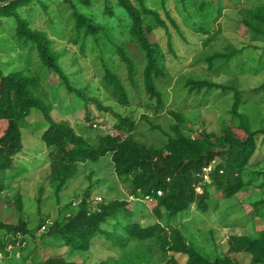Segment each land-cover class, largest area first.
<instances>
[{
	"label": "trees",
	"instance_id": "obj_1",
	"mask_svg": "<svg viewBox=\"0 0 264 264\" xmlns=\"http://www.w3.org/2000/svg\"><path fill=\"white\" fill-rule=\"evenodd\" d=\"M192 1L206 20V25H199L194 31L206 35L210 33L207 25L212 26L221 15L223 7L220 0L217 4L212 0ZM46 2L48 0H15L0 7V21L13 30L12 34L20 47L27 44V55L31 58L30 51L33 49L38 66V71L33 73L28 68L0 73V122H5V128L0 134V253L3 259L9 258L7 245L15 247L18 242L20 251L27 246L28 237L33 232L28 227L27 218L23 216V197L17 190L13 193L12 182L20 174L15 169V158L23 147L21 129L28 128L34 121L41 123L43 120L46 125L41 130L39 128V134H35L34 130L39 125L31 130V134L38 136L45 148L50 184L54 185L53 195L56 199L67 181L77 174L79 164L97 162L107 155L117 177L128 181L132 195L137 198L149 196L152 199L151 211L155 218L154 222L146 225L133 221V213L126 208L125 200H102L93 205L88 188L77 201H69L62 207L61 210L68 212L44 227L46 230L42 231L41 238L45 247L56 249L61 244L67 248L68 255H76L88 252L93 240L102 237L110 241L113 248L120 250L126 249L129 241L152 245L142 246L140 250L133 249L123 258L131 264H150L153 250L164 257L167 264H242L238 255L246 257L247 264H264V169L252 170L250 162L258 147V136L263 135L264 140V127L252 128L237 85L217 83L205 77H189L184 80L182 88L186 89L188 96L203 91L208 94L213 89L232 93L228 108L229 123L222 122L219 135L205 129L194 130L188 126V119L182 111L165 110L164 96L159 85L169 76L166 55L158 43L148 38L152 29L167 28L157 9L148 7L144 0H115L125 17L124 24L119 25L118 29L123 40H119L106 33L108 26L96 22L93 15L83 10V6L91 5V0H62L70 10L69 18L72 20V37L68 40L77 45L82 53L89 41L100 48L98 59L103 62L100 83L118 104L128 105L129 95L118 73L104 61L99 34L105 36L103 45L110 51L108 53L116 55L124 65L130 85H135L136 66H142V88L149 100L146 108L154 115L165 110L171 117L167 130H164L153 124L147 114L140 116L149 123L151 129L159 130L166 138L161 147L149 145L135 137L137 123L134 120L112 112L109 107L102 106L99 100L88 97L81 87L73 84L61 66L59 59L62 55L53 46V40L44 30L31 27L23 11L33 12L37 5L46 10L49 6ZM108 2L105 0L104 12L112 16L114 11ZM180 2L185 4L186 0ZM238 13V22L248 39L264 44V2L253 7L242 6ZM171 22L179 31L175 21ZM220 31L219 26L203 44L212 41ZM131 42L137 45L141 54L138 62L127 52L126 44ZM168 44V52L174 54L173 43L169 41ZM241 52L237 48L214 50L197 57L195 61H204L207 71L213 75L231 72L236 77L233 71L240 64ZM75 59L72 58V61ZM48 72H53L63 81L69 98H73L67 102L74 99L83 101L84 122L89 121L88 124H71L66 118L55 117L53 103L48 100L47 88L51 86L46 83ZM263 87L264 82L257 88ZM90 100L98 109L112 112L116 118L113 123L115 133L91 132L95 127L90 122L86 108ZM72 110L74 112L75 108ZM32 116L34 119H31ZM216 157L221 162L212 166L209 172L210 183L202 185L201 193L196 192L194 186L201 180L202 168L211 164ZM248 186L258 188L262 194L253 205L256 207L254 215L262 221L263 227L253 230L252 234L229 235L226 250L216 252L213 258L204 255L189 242L179 227L163 225L160 221L163 218L162 211L167 219H171L188 210L193 203L201 212H205L211 195L209 187L228 199ZM41 191L42 187L39 193ZM44 221L45 218L39 219L37 231L44 225ZM40 258L39 253L32 249L29 264H74L63 257ZM0 264L7 263H2L0 259Z\"/></svg>",
	"mask_w": 264,
	"mask_h": 264
},
{
	"label": "rangeland",
	"instance_id": "obj_2",
	"mask_svg": "<svg viewBox=\"0 0 264 264\" xmlns=\"http://www.w3.org/2000/svg\"><path fill=\"white\" fill-rule=\"evenodd\" d=\"M214 4L218 0H212ZM264 0H220L222 5L221 15L212 26L209 24L208 34L195 32L199 25H206L205 17L200 14L192 0H186L183 4L180 0H144L148 7L159 11L161 18L165 21L167 28L156 27L149 33V40L158 43L165 51V63L169 71L168 79L162 82L159 87L164 96L166 109L182 111L187 119L188 126L194 130L205 129L216 134L221 133L222 122L229 123L228 108L232 101V93L213 89L208 94L204 91L200 94L186 95L183 82L189 77H205L217 83H230L237 85L244 100V110L248 114L252 128L264 127V87L257 88L264 82V44L251 42L245 35V30L241 28L238 18L240 7H253ZM46 10L38 5L33 12L26 10L23 15L30 22L31 27L44 30L53 40V46L62 55L60 63L64 71L69 75L73 84L81 87L88 97L99 100L104 107H109L112 112L122 116H128L137 123L135 137L154 147H161L165 142V136L157 129H151L146 120L140 118L142 114H147L153 124L167 130L168 121L171 118L165 110L154 115L146 107L149 102L147 95L143 92L140 77L141 65L136 66L135 85H130L126 79V69L114 54H109L108 48L103 45L105 36L99 34V42L103 47V58L105 63L113 68L126 86L129 95V104L122 106L118 104L108 93L105 92L100 83L103 62L98 59L100 48L93 46L89 41L86 50L82 53L80 48L72 43L68 38L72 37V20L69 18L70 10L62 3V0H48ZM90 6H83V10L88 15H93L98 23L109 27L106 30L113 38L123 40V35L118 33L119 25L124 24V12L119 9L115 0H109L108 6L112 7L114 14L111 16L104 12L105 0H91ZM28 9V7H27ZM165 11H168L166 13ZM171 20L178 26L179 32ZM10 23V22H9ZM8 23V24H9ZM220 26V33L208 44L204 45V40L209 37ZM115 27V28H114ZM13 30L6 23L0 21V73H7L15 69L28 68L31 72H37L38 66L33 49L30 51L31 57L27 55V44L23 47L18 45L17 39L12 34ZM173 43L174 54L168 52V42ZM118 42V40L116 41ZM256 45V47H253ZM226 48L241 49L239 66L233 73H219L213 75L207 71V64L204 61H195L199 56L211 53L214 50L225 51ZM127 52L138 62L140 55L135 43L126 44ZM251 52V53H249ZM85 54V55H84ZM72 58H76L72 61ZM261 58V62H259ZM48 100L53 103V113L57 118H66L71 124L86 125L84 122L83 101L69 98L63 81L53 72L47 73ZM45 80V79H44ZM236 82V83H235ZM71 95V94H70ZM63 99V100H62ZM72 108H75L74 112ZM90 122L95 127L94 132L115 133L113 123L116 118L110 110H100L91 100L87 103ZM37 118V117H36ZM34 119V116L31 117ZM97 124V125H96ZM34 129L35 134H39L41 128L46 123L34 121L28 128L21 129L22 149L17 153L15 169L20 174L12 182L13 193L17 191L23 197L24 214L27 218L28 227L33 231L28 237L27 246L18 250L16 246L7 245L8 257L1 262L7 264H29L32 249L40 255V260L46 258L63 257L71 260L74 264H131L124 260L133 249L152 247L150 244H141L133 241L128 242L124 250L113 248L110 241L102 237L96 238L92 246L86 253H75L68 255L67 248L59 245L54 248L45 247L42 244L41 234L45 229L37 231L39 219L45 218L43 226L48 225L56 217L68 211L61 210L69 201H77L86 189H90V201L96 197L101 201L112 199L125 200L126 208L132 211V220L142 225L154 222L155 218L151 211L152 199L135 198L131 199V190L128 181L123 180L115 174L109 156L101 157L97 162L89 164H79L77 174L67 181L62 187L58 199L53 195L54 185H51V175H49V164L46 162V151L39 137L31 134ZM5 128V122H0V134ZM40 128V130H39ZM263 135L258 136V147L250 162L252 170L264 169V140ZM221 162L218 157L211 163L215 165ZM24 169L25 171H21ZM210 183V180L207 184ZM42 191L40 192V188ZM211 192L208 200V208L201 212L196 203L171 219L162 211L163 218L160 220L163 225H174L179 227L185 238L193 243L204 255L213 258L216 252L222 253L226 250V240L231 234L244 235L252 234L253 230H260L263 227L262 221L256 217L253 203L262 197L258 188L248 186L247 189L239 191L232 198H223L221 193L209 187ZM9 195H12L9 193ZM38 199L40 202L38 203ZM97 200L93 202L95 205ZM151 201V202H150ZM100 202V201H99ZM15 220V217L12 216ZM41 231V232H40ZM46 240V239H45ZM152 251V250H151ZM152 251L150 264H167L161 255ZM28 262H25V259ZM124 258V259H123ZM242 264H247L246 257L238 255ZM143 263H147L142 260ZM139 263V262H138Z\"/></svg>",
	"mask_w": 264,
	"mask_h": 264
},
{
	"label": "built area",
	"instance_id": "obj_3",
	"mask_svg": "<svg viewBox=\"0 0 264 264\" xmlns=\"http://www.w3.org/2000/svg\"><path fill=\"white\" fill-rule=\"evenodd\" d=\"M212 164H209L207 166H204L202 168V171H201V180L199 183H197L194 187H195V191L198 192V193H201L202 192V185L203 184H206L209 182V172L211 171L212 169ZM221 172V171H220ZM160 193V192H158ZM131 199H135L136 197L134 195H130ZM145 199H151L149 196H144ZM95 200H97L96 202H99L101 201V198L100 197H96ZM93 200V202L95 201ZM45 226H42L41 228L44 229ZM2 256V253H0V257Z\"/></svg>",
	"mask_w": 264,
	"mask_h": 264
},
{
	"label": "water",
	"instance_id": "obj_4",
	"mask_svg": "<svg viewBox=\"0 0 264 264\" xmlns=\"http://www.w3.org/2000/svg\"><path fill=\"white\" fill-rule=\"evenodd\" d=\"M12 1H15V0H4V1H1L0 2V7L5 5V4H8V3L12 2Z\"/></svg>",
	"mask_w": 264,
	"mask_h": 264
}]
</instances>
